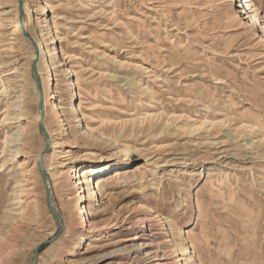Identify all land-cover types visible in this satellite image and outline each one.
Listing matches in <instances>:
<instances>
[{
    "label": "rangeland",
    "instance_id": "374dc122",
    "mask_svg": "<svg viewBox=\"0 0 264 264\" xmlns=\"http://www.w3.org/2000/svg\"><path fill=\"white\" fill-rule=\"evenodd\" d=\"M24 8L49 132L18 0H0V264L58 232L47 144L65 223L38 264H264V0ZM97 166L92 202L77 175Z\"/></svg>",
    "mask_w": 264,
    "mask_h": 264
},
{
    "label": "water",
    "instance_id": "95a60500",
    "mask_svg": "<svg viewBox=\"0 0 264 264\" xmlns=\"http://www.w3.org/2000/svg\"><path fill=\"white\" fill-rule=\"evenodd\" d=\"M19 3V20H20V24L21 27L24 31V34L30 38L34 48H35V54H36V58L33 60V71L35 74V80H36V85L38 87V90L40 92V103H39V108H40V120L38 122V126L39 128L44 132L45 135L48 136V132L46 130L45 124H44V118H45V109H44V95H43V88H42V84H41V80H40V76H39V72H38V59L40 56V50L39 47L36 43V41L31 37L30 33L26 30L25 28V10H24V0H18ZM49 148V144H47L45 146V148L42 150L41 154H40V158H39V166H40V170L42 172L43 178L45 179V185H46V194H47V206L50 210V212L53 214V216L55 217L57 224H58V232L56 234L55 237L49 239V240H45L44 242L40 243L36 249H35V253H34V258H33V262L32 264H38V258L40 255V248L45 245L48 244L49 242L53 241L55 238H57L63 231L64 229V225L62 224L61 220H60V215L58 213H56L55 211V207L52 205V193L51 190L49 189V187L46 184V177H47V173L46 170L44 168L43 165V157L45 156L47 150Z\"/></svg>",
    "mask_w": 264,
    "mask_h": 264
},
{
    "label": "bare ground",
    "instance_id": "6f19581e",
    "mask_svg": "<svg viewBox=\"0 0 264 264\" xmlns=\"http://www.w3.org/2000/svg\"><path fill=\"white\" fill-rule=\"evenodd\" d=\"M24 2H25V0H24ZM25 7H26V5H25ZM26 8H24V10H25ZM25 28H26V30L30 33V31H29V27H28V22L25 20ZM41 33V32H40ZM31 35V34H30ZM42 36H43V38L45 39V42H46V44L48 45L49 44V42H50V40H49V38L47 37V34L46 33H44V31L42 32V34H41ZM31 37H32V35H31ZM28 38V37H27ZM33 38V37H32ZM36 38V37H35ZM29 39V41H31L30 40V38H28ZM34 39V38H33ZM44 42V43H45ZM32 43V42H31ZM45 44V45H46ZM38 45H40V44H38ZM35 49V48H34ZM50 49V48H49ZM41 51V50H40ZM49 52H50V55H51V63H52V68L53 69H56V71H58V65H57V61H56V57H55V54L53 53V49H50L49 50ZM36 58V54L34 55V59ZM39 58H40V56H39ZM33 59V60H34ZM38 61H39V59H38ZM12 84H13V82H11ZM62 83H61V79H58V85H61ZM15 90V89H14ZM45 90V89H44ZM10 92V91H9ZM12 93V92H11ZM40 93V92H39ZM9 95V94H8ZM43 95H45L44 93H43ZM22 97V96H21ZM46 98V97H45ZM44 102H45V100H44ZM39 103H40V100H39ZM25 108V107H24ZM23 108V109H24ZM44 109H45V106H44ZM74 111H73V113H71V117L72 118H77V120L76 121H79L80 119H79V114L81 113V111H80V109H78V106H74ZM25 110V109H24ZM24 112V111H23ZM65 115H66V113H65ZM19 118H20V116H18ZM40 108H39V116H38V122H39V120H40ZM65 120H66V118H64V116L63 117H61L60 118V123H62V122H65ZM69 120H70V118H69ZM66 125H67V123H66ZM49 132V131H48ZM51 138V137H50ZM48 140V139H47ZM50 140H52V139H50ZM20 148V147H19ZM41 154V153H40ZM40 154H39V156H38V158H37V161L36 162H38L39 161V158H40ZM38 168L40 169V166H39V164H38ZM102 166H97V167H94V171H85V169L83 170V175H77V176H79V178L81 179V178H84V180L83 181H81V182H79V183H83V184H86L87 185V191H88V197H89V199L93 202L94 201V199L96 198V192H95V189H96V186H95V181H94V179H92V176L93 175H95V174H99L100 172H101V170H104V168H102ZM41 171V170H40ZM47 173V172H46ZM49 173V172H48ZM51 174V173H50ZM79 174H80V172H79ZM60 176H57L56 174H51V177H50V175H48V177H46V184H47V186L49 187V189L51 190V193H52V205L55 207V211H56V213H58L59 215H60V220H61V222H62V224L64 225V223H65V218H64V215H63V213H62V211H61V209L56 205V203H55V201L53 200L54 199V188H55V186H56V184H57V180H58V178H59ZM101 179V177H97V180H100ZM45 187H46V185H45ZM98 187L100 188V184L98 183ZM87 214H90V212L89 211H87ZM174 233H170V237H172V235H173ZM174 236V235H173ZM133 238H137V236H135V237H133ZM171 238L169 239H167V242H171ZM167 242H165V243H167ZM137 246H139V245H137ZM194 247V246H193ZM139 248V247H138ZM195 249V248H194ZM122 250V249H121ZM1 261V260H0Z\"/></svg>",
    "mask_w": 264,
    "mask_h": 264
}]
</instances>
